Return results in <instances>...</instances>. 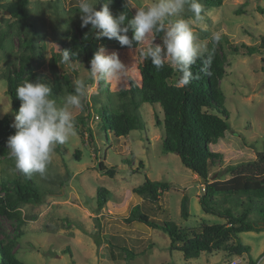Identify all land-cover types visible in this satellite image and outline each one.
Returning a JSON list of instances; mask_svg holds the SVG:
<instances>
[{"label":"rangeland","instance_id":"374dc122","mask_svg":"<svg viewBox=\"0 0 264 264\" xmlns=\"http://www.w3.org/2000/svg\"><path fill=\"white\" fill-rule=\"evenodd\" d=\"M126 1L134 14L136 7L150 3V0ZM10 2L0 0V30L10 20L7 10ZM76 4L77 0H31V11L45 35L46 63L41 66V71L47 74L48 60L58 50L52 36L53 28L57 25L58 29H63L71 8ZM181 15L190 18L192 13L185 7ZM202 15L204 19L194 25L198 43L207 42L208 48L211 34L218 33L227 58V75L221 88L230 113V129L224 138L211 145L213 151L223 155L220 165L214 169L215 178L229 164L246 163L264 152V0H224L222 6L204 9ZM76 18L80 19L79 13ZM153 39L154 33L134 49H105V54L117 53L127 66L123 80L106 81L111 91L128 87L130 78L141 84L144 59L140 51ZM227 40L238 46L239 51L230 47ZM243 44L256 46L258 50L249 54ZM6 67L4 52L0 51V72ZM88 70L86 64L79 62L78 78H90ZM177 78L173 74L167 83L171 85ZM99 81L88 83L85 100L88 108L84 114H91L88 123L93 129V140L86 136L83 141L75 128L74 136L65 144L55 146L44 175H32L46 202L22 207L26 220L20 229L15 221L0 218L1 238L5 242L16 239L14 250L17 256L26 264H249L250 259L256 264H264V229L240 235L239 240L251 247L249 254L226 259L224 252L218 251L187 259L182 251L170 249V237L162 230L122 220L136 204H143L144 211L152 218L171 220L183 228L222 221L202 210L199 197L204 185L201 179L182 164L177 154L162 151L164 125H159L157 120L163 121L164 114L159 104H142L140 112L146 122L144 130H134L119 139L112 133L107 136L101 113L106 100L100 92ZM82 112L83 109L74 110V116ZM5 115H10L14 121L7 81L0 78V118ZM77 151H80L79 159ZM100 163L107 169L116 167L115 175L110 176L107 170L101 171ZM6 171L18 172L0 159V177ZM146 177L171 183V189L159 203H148L134 192ZM100 187L109 189L112 199L98 211L96 197ZM184 196L190 199L188 219L181 216ZM69 221L72 223L67 228ZM95 237L102 240L101 245H97ZM125 246L143 255L127 261L121 251ZM111 248L117 254V260L111 259Z\"/></svg>","mask_w":264,"mask_h":264},{"label":"trees","instance_id":"16d2710c","mask_svg":"<svg viewBox=\"0 0 264 264\" xmlns=\"http://www.w3.org/2000/svg\"><path fill=\"white\" fill-rule=\"evenodd\" d=\"M202 1V2H200ZM203 9H211L223 5L224 0H199ZM31 0H11L8 7L10 20L0 30V51L4 52L7 67L0 72V78L7 81V94L11 97L13 113L20 107L16 97V88L25 80L37 79L51 85L53 98L60 106L63 97L73 91L74 81L78 78V63L83 62L90 69L93 53L101 46L106 48L126 49L116 39H96L95 32H90L91 25L82 28L81 19H77L78 10L73 6L70 17L63 29L53 28V39L58 50L54 51L48 60L49 74L41 71L46 63V44L43 42L44 33L31 11ZM103 6V0L98 3V9ZM185 7L188 8L186 5ZM113 15L121 12L127 14L130 20L134 13L126 0H113L110 5ZM128 35L131 37L132 32ZM163 33H154L155 43H160ZM18 45H17V43ZM210 41L208 54L192 66L193 78L186 86L169 85L167 79L173 74L178 76L175 68L169 64L157 70L150 60H144L141 66L142 82L138 84L133 78L129 79V86L118 91H111L106 81L100 80V92L105 97L102 108L103 129L105 133H112L114 137L128 136L134 130H144L146 122L140 112L144 102L159 104L163 108V121L158 118L159 125H164L162 151L175 153L182 164L201 179L204 190L199 197L202 210L206 214L221 219V222L203 223L196 228H183L171 220L159 221L152 218L143 208V204H136L128 216H123L128 224L142 223L149 227L160 229L170 237V249L180 250L187 259L198 258L202 253L224 252L226 259L249 254L251 247L243 244L239 239L244 232L262 231L264 224V152L257 154V158L246 163L229 164L226 169L214 178V169L220 165L223 155L213 151L212 144L225 137L230 129L229 110L225 106V95L221 82L226 77L227 58L221 45ZM227 43L235 51L239 47ZM264 41L262 42V44ZM139 45L134 42L131 49ZM252 54L258 50L256 46L243 44ZM73 52L68 64L61 63V52ZM87 84L94 80L83 79ZM88 104L84 101L83 112L75 117V128L82 140L86 136L93 140V129L88 120L91 114L85 115ZM13 123L10 115L0 118V159L15 170L14 160L7 148V139L15 133L11 127ZM64 149V147L62 146ZM79 159L80 151H77ZM143 165V164H142ZM101 171L107 170L110 176L115 175V168L107 169L100 163ZM230 175L229 178L224 176ZM171 189L167 181L146 180L134 189L146 202L159 203L162 196ZM41 188L33 180L19 172H5L0 177V218H7L17 223L20 229L26 218L22 207L27 204L43 205L45 201ZM112 199L109 189L100 187L97 190V208L103 210ZM190 199L184 196L181 202V216L190 217ZM255 219V220H252ZM260 218V219H258ZM72 221L68 222L70 228ZM80 228L83 227L80 225ZM20 233L22 231L20 230ZM97 245L102 240L95 237ZM16 239L5 242L0 232V264H26L17 256L14 250ZM114 248V245L111 244ZM70 248L67 249L69 251ZM124 258L133 260L142 253H136L125 246ZM143 255V254H142ZM111 259L117 260V254L111 248ZM249 264H256L250 259Z\"/></svg>","mask_w":264,"mask_h":264},{"label":"clouds","instance_id":"9594fccd","mask_svg":"<svg viewBox=\"0 0 264 264\" xmlns=\"http://www.w3.org/2000/svg\"><path fill=\"white\" fill-rule=\"evenodd\" d=\"M100 0H77V12L80 14L81 27L91 25L96 39H116L121 46L133 47L145 41L152 33H163L160 43L151 40L140 51L144 60L161 70L165 64L173 66L178 73L177 86H186L193 78L192 66L208 54L207 42L198 43L194 25L200 23L204 9L199 0H150V3L136 7L132 19L124 12L113 15L110 5L113 0H103V6L97 10ZM192 13L184 18L185 6ZM129 31L132 36L128 35ZM218 33L211 34V40L218 42ZM61 52V63L68 64L73 52ZM101 46L93 53L88 70L91 79L111 81L123 80L127 66L117 53L105 54ZM210 62L211 55L208 54ZM89 85L83 79L74 81L73 91L63 97L57 105L52 95L51 85L40 79L25 80L16 88V97L20 107L13 113L11 127L15 133L7 139V148L14 160L15 170L31 177L44 175L51 162L53 150L57 144H65L76 134L74 110H82L87 99Z\"/></svg>","mask_w":264,"mask_h":264},{"label":"built area","instance_id":"2783aa9c","mask_svg":"<svg viewBox=\"0 0 264 264\" xmlns=\"http://www.w3.org/2000/svg\"><path fill=\"white\" fill-rule=\"evenodd\" d=\"M229 264H238V263H236V262H231V263H229Z\"/></svg>","mask_w":264,"mask_h":264},{"label":"water","instance_id":"95a60500","mask_svg":"<svg viewBox=\"0 0 264 264\" xmlns=\"http://www.w3.org/2000/svg\"><path fill=\"white\" fill-rule=\"evenodd\" d=\"M9 13V12H8Z\"/></svg>","mask_w":264,"mask_h":264}]
</instances>
